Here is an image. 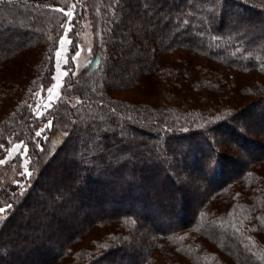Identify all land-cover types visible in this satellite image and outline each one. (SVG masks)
Returning a JSON list of instances; mask_svg holds the SVG:
<instances>
[{
	"label": "trees",
	"instance_id": "obj_1",
	"mask_svg": "<svg viewBox=\"0 0 264 264\" xmlns=\"http://www.w3.org/2000/svg\"><path fill=\"white\" fill-rule=\"evenodd\" d=\"M17 140L0 264H264V0H0V158Z\"/></svg>",
	"mask_w": 264,
	"mask_h": 264
},
{
	"label": "rangeland",
	"instance_id": "obj_2",
	"mask_svg": "<svg viewBox=\"0 0 264 264\" xmlns=\"http://www.w3.org/2000/svg\"><path fill=\"white\" fill-rule=\"evenodd\" d=\"M125 33L128 37L131 36L129 31ZM118 40L121 41V39ZM71 44L72 43L67 36V32L64 31L58 40L57 47L54 52V66L51 82L48 87L42 91V93L38 94L35 101V108L39 111L49 107L51 102L59 95L61 86L63 85L69 70L76 72L90 61L94 38L91 25L86 16L83 17L81 25L76 32V42L74 46ZM122 49L123 48L115 52L121 63H123V60L126 58ZM134 52L138 56L140 51L136 49ZM140 61H133L130 66L136 67L141 64L139 63ZM49 125V121L44 122L43 125L35 131V136L38 131L43 133ZM40 137H42V135ZM27 152V146L21 141L17 140L9 143L5 153L0 158V187L7 188L14 184L25 185V181L29 176V158L27 156ZM262 153L263 152L261 151L260 154ZM242 154L244 159L249 157V154L244 153V151ZM3 214L4 213L0 211V218Z\"/></svg>",
	"mask_w": 264,
	"mask_h": 264
},
{
	"label": "snow or ice",
	"instance_id": "obj_3",
	"mask_svg": "<svg viewBox=\"0 0 264 264\" xmlns=\"http://www.w3.org/2000/svg\"><path fill=\"white\" fill-rule=\"evenodd\" d=\"M41 135H42V132L41 131L36 132V136L37 137H40Z\"/></svg>",
	"mask_w": 264,
	"mask_h": 264
}]
</instances>
